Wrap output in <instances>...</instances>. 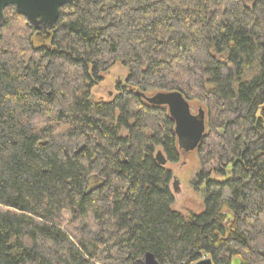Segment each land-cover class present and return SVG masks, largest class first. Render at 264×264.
<instances>
[{"label": "trees", "instance_id": "trees-1", "mask_svg": "<svg viewBox=\"0 0 264 264\" xmlns=\"http://www.w3.org/2000/svg\"><path fill=\"white\" fill-rule=\"evenodd\" d=\"M4 18L0 264H264V0H70L48 38ZM170 92L205 109L198 215L155 161L180 150L144 97Z\"/></svg>", "mask_w": 264, "mask_h": 264}, {"label": "water", "instance_id": "water-1", "mask_svg": "<svg viewBox=\"0 0 264 264\" xmlns=\"http://www.w3.org/2000/svg\"><path fill=\"white\" fill-rule=\"evenodd\" d=\"M70 0H0V28L4 24V11L12 7L22 16L28 26L37 34H44L48 38L50 31L56 25L61 10ZM144 100L153 106L165 107L168 116L174 123V134L179 150L189 153L197 150L205 136V113L199 110L193 115L187 100L176 92L157 93ZM155 161L160 167H165L167 161L161 151L156 152ZM228 218L230 216L228 215ZM141 264H157L152 255L146 254ZM195 264H212L206 254ZM231 264H240L239 259L232 260Z\"/></svg>", "mask_w": 264, "mask_h": 264}, {"label": "rangeland", "instance_id": "rangeland-1", "mask_svg": "<svg viewBox=\"0 0 264 264\" xmlns=\"http://www.w3.org/2000/svg\"><path fill=\"white\" fill-rule=\"evenodd\" d=\"M128 71L120 64L114 65L106 73L101 75V82L92 90L91 94L95 101L108 102L116 96V86L124 84ZM191 113L196 115L199 110L204 111V106L198 102H188ZM172 174L169 188L173 195L172 210L176 213L198 215L203 211L202 188L193 187L195 177L199 170V161L196 150L184 153L180 150V159L176 164L167 163L164 167ZM218 181L222 179L213 177ZM240 261V260H239ZM241 264V263H240Z\"/></svg>", "mask_w": 264, "mask_h": 264}]
</instances>
